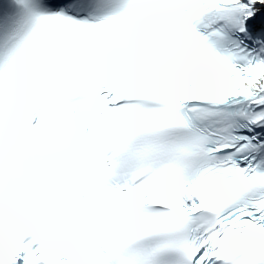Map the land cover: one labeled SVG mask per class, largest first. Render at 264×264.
Wrapping results in <instances>:
<instances>
[{
  "label": "snow or ice",
  "instance_id": "6c2138e0",
  "mask_svg": "<svg viewBox=\"0 0 264 264\" xmlns=\"http://www.w3.org/2000/svg\"><path fill=\"white\" fill-rule=\"evenodd\" d=\"M0 264H264V0H0Z\"/></svg>",
  "mask_w": 264,
  "mask_h": 264
}]
</instances>
